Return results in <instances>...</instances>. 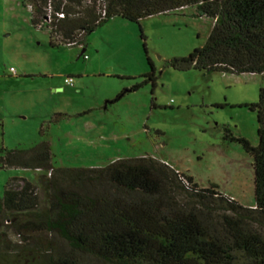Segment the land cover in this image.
Masks as SVG:
<instances>
[{"label": "rangeland", "instance_id": "374dc122", "mask_svg": "<svg viewBox=\"0 0 264 264\" xmlns=\"http://www.w3.org/2000/svg\"><path fill=\"white\" fill-rule=\"evenodd\" d=\"M194 12L138 23L115 17L86 35V48H52L46 26H32L23 0H0V159L1 150L41 142L50 144L54 167L100 168L148 155L253 207V158L237 140L258 144L257 114L246 105L258 102L264 74L171 68L169 61L204 46L213 29ZM152 69L154 83L131 91ZM15 177L37 175L0 164V199ZM39 197L45 207L42 191Z\"/></svg>", "mask_w": 264, "mask_h": 264}, {"label": "trees", "instance_id": "16d2710c", "mask_svg": "<svg viewBox=\"0 0 264 264\" xmlns=\"http://www.w3.org/2000/svg\"><path fill=\"white\" fill-rule=\"evenodd\" d=\"M23 5L31 9L34 28L46 26L52 48H86V35L115 17L138 23L191 8L193 17L214 20L213 29L204 46L169 61L171 68L264 74V0H23ZM143 78L131 91L154 83L153 69ZM246 107L258 122L256 146L237 140L253 158L250 208L148 155L82 168L54 167L48 142L1 150L4 168L37 177H15L10 180L22 185L13 188L9 180L4 188L0 264H22V257L32 258L27 264H264V88L258 102Z\"/></svg>", "mask_w": 264, "mask_h": 264}, {"label": "crops", "instance_id": "0c3cea01", "mask_svg": "<svg viewBox=\"0 0 264 264\" xmlns=\"http://www.w3.org/2000/svg\"><path fill=\"white\" fill-rule=\"evenodd\" d=\"M211 21H212V25H214V20H212L211 19ZM166 163V162H165ZM167 164V163H166ZM170 166V165H169ZM173 168V167H172ZM174 169V168H173ZM176 170V169H175ZM177 171V170H176ZM177 172H179V171H177Z\"/></svg>", "mask_w": 264, "mask_h": 264}]
</instances>
